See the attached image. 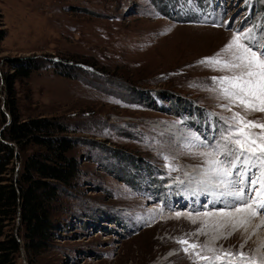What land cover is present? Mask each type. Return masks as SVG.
Returning <instances> with one entry per match:
<instances>
[{
    "label": "rangeland",
    "instance_id": "obj_1",
    "mask_svg": "<svg viewBox=\"0 0 264 264\" xmlns=\"http://www.w3.org/2000/svg\"><path fill=\"white\" fill-rule=\"evenodd\" d=\"M1 30L2 115L8 59L34 56L19 115L79 138L33 264H264V0H0Z\"/></svg>",
    "mask_w": 264,
    "mask_h": 264
},
{
    "label": "trees",
    "instance_id": "obj_2",
    "mask_svg": "<svg viewBox=\"0 0 264 264\" xmlns=\"http://www.w3.org/2000/svg\"><path fill=\"white\" fill-rule=\"evenodd\" d=\"M8 60L3 89L10 118L0 110V264H17L21 250L33 264L71 214L82 162L72 152L79 138L62 118L19 115L15 82L40 68V59ZM16 222V233L5 231Z\"/></svg>",
    "mask_w": 264,
    "mask_h": 264
},
{
    "label": "bare ground",
    "instance_id": "obj_3",
    "mask_svg": "<svg viewBox=\"0 0 264 264\" xmlns=\"http://www.w3.org/2000/svg\"><path fill=\"white\" fill-rule=\"evenodd\" d=\"M205 180V179H204ZM252 221V220H251ZM262 221H264L262 218L261 219H254V221H253V223H254V225H255V227H256V225H258V224H260Z\"/></svg>",
    "mask_w": 264,
    "mask_h": 264
},
{
    "label": "water",
    "instance_id": "obj_4",
    "mask_svg": "<svg viewBox=\"0 0 264 264\" xmlns=\"http://www.w3.org/2000/svg\"><path fill=\"white\" fill-rule=\"evenodd\" d=\"M9 117V116H8Z\"/></svg>",
    "mask_w": 264,
    "mask_h": 264
}]
</instances>
